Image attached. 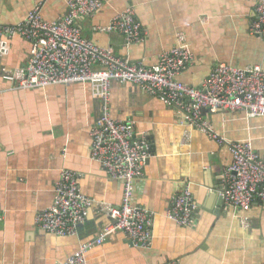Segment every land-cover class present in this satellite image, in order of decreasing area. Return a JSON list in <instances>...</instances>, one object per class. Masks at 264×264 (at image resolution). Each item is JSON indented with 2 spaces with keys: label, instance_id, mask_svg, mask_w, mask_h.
Returning <instances> with one entry per match:
<instances>
[{
  "label": "crops",
  "instance_id": "obj_1",
  "mask_svg": "<svg viewBox=\"0 0 264 264\" xmlns=\"http://www.w3.org/2000/svg\"><path fill=\"white\" fill-rule=\"evenodd\" d=\"M68 2L0 0V26L22 23L38 6L44 20L55 21L66 15ZM127 9L145 31L143 42L127 46L120 33L94 31ZM254 19L253 0H103L102 9L79 24L85 38L147 67L184 37L194 60L179 81L199 87L221 64L264 69V40L251 35ZM4 40L10 48L0 56V264H61L112 223L101 205L122 200L121 183L91 159L90 129L102 115V100L89 84L19 89L4 76L27 66L30 44L18 35ZM110 109L152 143L133 203L153 212V242L136 248L116 233L87 251L88 264H264V200L245 212L225 205L220 195L221 176L232 161L228 146L182 125L174 107L134 84L112 83ZM203 114L219 137L250 140L264 159V116ZM65 169L79 175L94 204L77 235L57 237L37 228L35 216L51 205ZM186 189L198 208L193 228L167 217L174 197Z\"/></svg>",
  "mask_w": 264,
  "mask_h": 264
},
{
  "label": "built area",
  "instance_id": "obj_2",
  "mask_svg": "<svg viewBox=\"0 0 264 264\" xmlns=\"http://www.w3.org/2000/svg\"><path fill=\"white\" fill-rule=\"evenodd\" d=\"M253 1L251 35L264 40V0ZM102 7L103 0H69L66 15L55 21L44 20L38 6L28 12L22 23L0 26V56L10 48L4 38L18 35L30 44L27 66L4 76L19 89L89 84L102 100V115L90 129L91 159L101 165L110 179L121 183L122 200L118 206L101 205L112 223L102 229L94 243L81 246L61 264H88L87 251L119 232L136 248L148 249L153 242V212L133 203L135 184L144 176L146 163L153 155L152 143L146 135H136L133 121L113 117V82L137 85L174 107L182 125L228 146L232 161L224 169L220 185L225 205L248 212L256 201L264 200V159L252 141L219 137L203 114L242 111L249 119L263 117L264 69L221 64L199 87L185 85L179 78L192 64L194 55L184 37H179L173 49L163 52L155 65L133 63L118 56L112 47H101L83 36L79 21L95 15ZM94 31L120 33L127 46L145 39V31L132 9L115 15L107 27H95ZM93 204L80 187L79 175L65 169L59 175L51 205L36 214L35 226L57 237L75 236ZM197 210L193 194L186 189L174 197L167 217L181 227L193 228ZM163 264L182 263L173 260Z\"/></svg>",
  "mask_w": 264,
  "mask_h": 264
},
{
  "label": "water",
  "instance_id": "obj_3",
  "mask_svg": "<svg viewBox=\"0 0 264 264\" xmlns=\"http://www.w3.org/2000/svg\"><path fill=\"white\" fill-rule=\"evenodd\" d=\"M205 113L207 112V111H204Z\"/></svg>",
  "mask_w": 264,
  "mask_h": 264
}]
</instances>
